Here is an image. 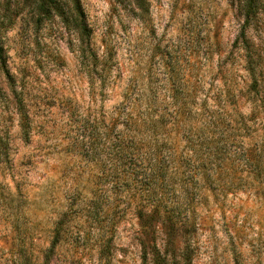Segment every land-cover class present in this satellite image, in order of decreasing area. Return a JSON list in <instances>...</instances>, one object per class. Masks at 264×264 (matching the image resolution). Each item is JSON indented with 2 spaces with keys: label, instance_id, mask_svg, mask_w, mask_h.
I'll return each instance as SVG.
<instances>
[{
  "label": "rangeland",
  "instance_id": "rangeland-1",
  "mask_svg": "<svg viewBox=\"0 0 264 264\" xmlns=\"http://www.w3.org/2000/svg\"><path fill=\"white\" fill-rule=\"evenodd\" d=\"M39 1L0 0V137L9 150L0 160V264H264V186L200 198L192 225L157 220L145 236L130 208H111L113 193L107 209L92 210L90 189L108 187V166L82 150L91 135L82 119L110 111L125 88L242 87L246 55L258 61L264 126V0H255L244 49L236 41L247 0H144L143 10L133 0H79L89 37L63 19L72 21L68 0L46 12ZM107 47L102 93L89 83L88 49L101 56ZM241 110L248 115L249 103Z\"/></svg>",
  "mask_w": 264,
  "mask_h": 264
},
{
  "label": "trees",
  "instance_id": "trees-1",
  "mask_svg": "<svg viewBox=\"0 0 264 264\" xmlns=\"http://www.w3.org/2000/svg\"><path fill=\"white\" fill-rule=\"evenodd\" d=\"M68 1L72 21L61 14L63 19L89 37L80 1ZM133 1L144 9V0ZM49 3L40 0L38 12H46V6L60 9L54 0ZM244 7L245 24L236 41L243 49L249 44L244 27L255 16V0H247ZM112 54L108 47L101 56L88 49L89 83L92 88L98 81L102 93L108 87ZM243 62L248 83L242 87L223 82L212 91L200 82L193 86L183 83L160 95L150 86H129L110 111L82 119L91 134L82 145L85 156L108 166L102 178L108 187L90 189L93 198L98 194L97 201L90 202L92 210L107 209L113 193L111 208L121 216L130 208L141 234L147 236L155 230L157 220L169 227L192 225L189 216L200 198L263 188L260 73L254 57L246 55ZM245 103H249L248 115L241 110ZM20 128L28 137L30 119L24 112H20ZM0 160L9 161L8 144L1 137ZM140 243L146 259L145 243Z\"/></svg>",
  "mask_w": 264,
  "mask_h": 264
}]
</instances>
